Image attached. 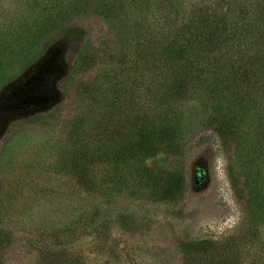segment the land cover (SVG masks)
Here are the masks:
<instances>
[{"label":"trees","instance_id":"obj_1","mask_svg":"<svg viewBox=\"0 0 264 264\" xmlns=\"http://www.w3.org/2000/svg\"><path fill=\"white\" fill-rule=\"evenodd\" d=\"M15 5L12 15L0 18V81L30 65L48 42L79 34L82 21L96 17L106 28L98 41L78 35V50L60 83L61 93L72 95L76 114L59 128L60 140L33 147L60 182L64 204L59 208L66 217L58 249L41 252L37 264H89L81 252L68 253L69 241L104 243L113 228L133 229L130 215L108 212L113 197L137 199L149 190L154 202H177L185 174L170 175L143 162L159 153L183 158L199 125L194 118L201 115V128L213 133L227 156L232 189L238 180L229 165L242 178L246 219L220 239L178 241L180 264H264V0H21ZM87 73L89 79L80 77ZM26 92L28 102L40 95ZM46 115L25 121L34 124L49 119ZM9 208L4 201L0 213Z\"/></svg>","mask_w":264,"mask_h":264},{"label":"rangeland","instance_id":"obj_2","mask_svg":"<svg viewBox=\"0 0 264 264\" xmlns=\"http://www.w3.org/2000/svg\"><path fill=\"white\" fill-rule=\"evenodd\" d=\"M19 2L0 0V18L12 15L14 3L16 8ZM80 29L79 34L48 42L30 65L0 81V205L4 201L10 204L0 213V264H37L41 252L54 253L59 247L58 230L66 218L59 208L64 204L58 197L60 182L44 169L33 147L60 140L59 128L70 125L78 109L72 95L61 93L62 77L78 50V35L98 41L106 34L104 23L96 17L82 21ZM32 90L40 95L28 102L24 94ZM44 111L55 123L45 118L34 124L25 121ZM194 119L199 125L192 131L189 146L184 147L183 158L159 153L143 162L170 175L177 171L185 174L184 191L177 202H154L149 190L137 199L113 197L108 212L130 215L134 228L126 232L113 228L104 243L71 240L69 254L81 252L89 264H180L175 248L178 241L220 239L242 228L246 219L242 178L236 167L229 165L231 175L238 180L236 190L232 189L227 156L213 133L201 128L203 115ZM13 140L16 144L2 152Z\"/></svg>","mask_w":264,"mask_h":264}]
</instances>
